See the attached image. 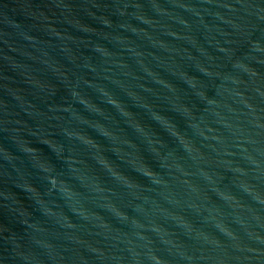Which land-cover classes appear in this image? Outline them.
<instances>
[{
    "label": "water",
    "instance_id": "95a60500",
    "mask_svg": "<svg viewBox=\"0 0 264 264\" xmlns=\"http://www.w3.org/2000/svg\"><path fill=\"white\" fill-rule=\"evenodd\" d=\"M0 264H264V0H0Z\"/></svg>",
    "mask_w": 264,
    "mask_h": 264
}]
</instances>
